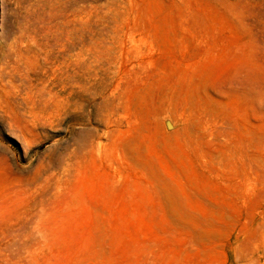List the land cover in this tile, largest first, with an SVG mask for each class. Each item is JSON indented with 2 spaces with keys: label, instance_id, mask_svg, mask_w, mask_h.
<instances>
[{
  "label": "rangeland",
  "instance_id": "374dc122",
  "mask_svg": "<svg viewBox=\"0 0 264 264\" xmlns=\"http://www.w3.org/2000/svg\"><path fill=\"white\" fill-rule=\"evenodd\" d=\"M0 264H264V0H0Z\"/></svg>",
  "mask_w": 264,
  "mask_h": 264
}]
</instances>
